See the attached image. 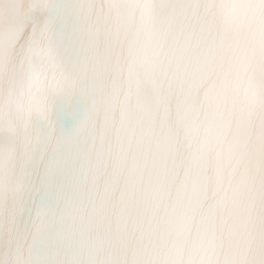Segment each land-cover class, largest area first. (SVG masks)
<instances>
[{
	"label": "snow or ice",
	"instance_id": "6c2138e0",
	"mask_svg": "<svg viewBox=\"0 0 264 264\" xmlns=\"http://www.w3.org/2000/svg\"><path fill=\"white\" fill-rule=\"evenodd\" d=\"M185 7L167 0H0V264H94V201L119 188L117 227L167 149L150 52ZM158 10L173 13L161 18ZM87 103L68 138L53 97ZM48 125L34 131L33 119ZM89 205H92L89 207Z\"/></svg>",
	"mask_w": 264,
	"mask_h": 264
},
{
	"label": "clouds",
	"instance_id": "9594fccd",
	"mask_svg": "<svg viewBox=\"0 0 264 264\" xmlns=\"http://www.w3.org/2000/svg\"><path fill=\"white\" fill-rule=\"evenodd\" d=\"M150 59L167 149L140 186L138 239L123 249L106 164L94 264H264V0H193Z\"/></svg>",
	"mask_w": 264,
	"mask_h": 264
},
{
	"label": "bare ground",
	"instance_id": "6f19581e",
	"mask_svg": "<svg viewBox=\"0 0 264 264\" xmlns=\"http://www.w3.org/2000/svg\"><path fill=\"white\" fill-rule=\"evenodd\" d=\"M171 4H183V7L176 15L177 24L183 21L188 9L193 3V0H167ZM171 10H158V15L161 18L172 15ZM170 24L168 28L173 25ZM167 28V29H168ZM167 31V30H166ZM165 31V32H166ZM163 32V33H165ZM162 33V34H163ZM87 110V103L78 94L74 95L71 100H67L62 95L53 97V112L51 116V123L54 126V134L58 138L70 137L75 128L83 120ZM34 131L46 133L48 125L42 122L39 117L33 119ZM15 142V137L11 133L0 130V149L5 146H11ZM139 235V204L136 211L129 217L126 224H123L116 229V245L118 248H127L129 245L134 244Z\"/></svg>",
	"mask_w": 264,
	"mask_h": 264
}]
</instances>
